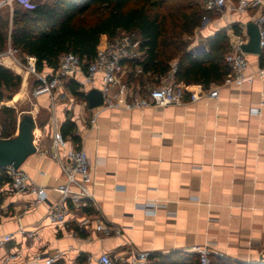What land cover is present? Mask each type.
Returning a JSON list of instances; mask_svg holds the SVG:
<instances>
[{
    "label": "crops",
    "instance_id": "0c3cea01",
    "mask_svg": "<svg viewBox=\"0 0 264 264\" xmlns=\"http://www.w3.org/2000/svg\"><path fill=\"white\" fill-rule=\"evenodd\" d=\"M219 13L221 18L201 24L185 37L189 53H207L209 36L226 29L231 37L232 26L247 19V14L230 9ZM247 58L249 73L264 67V56ZM13 72L21 76V83L9 98L24 102L34 85L28 76L24 80ZM95 85H100L99 74ZM216 85L215 98L201 95L141 109H90L85 99L71 93L67 82L54 92L53 101L44 94L32 95L28 112L35 121L37 151L20 168L45 187L46 197L35 203L32 194L15 192L0 182V237L12 234L8 246L19 250L22 259L58 250L64 264H76L79 255L117 254L128 243L162 255L192 253L193 246H206L209 255L264 262V76L255 75L252 82L239 86L215 83L206 89ZM201 88L189 86L193 92ZM251 107H259V112L252 113ZM52 113L59 128L66 119L74 123L77 141L66 137L85 149L92 175L93 204L70 207L68 221L60 225L51 223L46 213L58 197L53 187L62 182V172L40 153L50 146ZM91 116L94 124L89 123ZM147 203L155 204L153 213L146 211ZM84 219L89 222L82 224ZM98 219L119 233L97 232ZM18 225L35 229V238L19 235Z\"/></svg>",
    "mask_w": 264,
    "mask_h": 264
},
{
    "label": "trees",
    "instance_id": "16d2710c",
    "mask_svg": "<svg viewBox=\"0 0 264 264\" xmlns=\"http://www.w3.org/2000/svg\"><path fill=\"white\" fill-rule=\"evenodd\" d=\"M17 2L8 17H0V22L6 26L5 29L0 27V50L5 48L9 37L11 45L19 49L20 56L35 58L38 72L46 68L55 69L59 57L67 52L78 55L84 68L103 40L112 39L124 31L137 34L140 49L145 53L144 58L135 63L140 66V71L126 75V80L139 85L142 91L147 87V81L159 84L160 79L171 70L172 62L175 63L174 82L185 86L199 85L206 89L210 84L221 83L228 73L224 55L228 51L229 37L223 29L207 38V53L193 55L186 49L185 37L199 27L205 11L196 0H37L29 1L26 6L23 5L24 8L18 7ZM88 14L93 16L90 21L86 20ZM232 27L237 34L238 26L235 24ZM0 63L1 102L6 91L18 89L21 76L13 72H20L18 69ZM67 87L73 95L85 99L78 91V83L69 80ZM16 127L15 108L1 105L0 137L14 136ZM74 127V123L66 119L60 130L64 136L77 141ZM7 181L8 178L2 174L0 182ZM149 257L152 264H199L198 255L194 252L149 253ZM76 260L83 263V255ZM209 260L210 264H248L216 255H209ZM54 264H64V261L59 258Z\"/></svg>",
    "mask_w": 264,
    "mask_h": 264
},
{
    "label": "built area",
    "instance_id": "2783aa9c",
    "mask_svg": "<svg viewBox=\"0 0 264 264\" xmlns=\"http://www.w3.org/2000/svg\"><path fill=\"white\" fill-rule=\"evenodd\" d=\"M21 0H0V9L8 7L10 13L15 2ZM30 1V0H24ZM202 8L207 11L223 12L230 9L236 13L247 14L246 21L238 26L239 32H233L229 38L228 51L224 60L228 66V73L224 76L222 85L239 86L243 83L253 81L255 75L264 76V67H258L255 73H249L248 58L246 52L241 50V45L248 40L246 33L247 21L253 22L258 29L260 56H264V0H201ZM202 23L208 21L204 15ZM200 26V25H199ZM3 55L9 56L20 67L35 75V84L32 88V95H47L50 101L54 100V92L70 79H74L79 85V91L85 96L91 88H97L102 94L103 108L141 109L150 106L164 107L170 104H179L186 100L198 99L201 95L215 98L218 95L217 85L213 89L201 88L197 92L189 89V86L177 84L173 80L175 63L172 62L171 70L160 79L159 84L147 86L144 91L137 84L124 80L126 72H136L135 64L141 61L145 53L140 49V40L135 32H120L112 39L103 40L97 47L95 56L87 65L82 67V60L78 55L67 52L59 57L58 65L48 72H38L35 69V58L31 55H19V49L13 47L8 37L6 46L0 50V58ZM18 55V56H17ZM132 62V64H131ZM1 64V63H0ZM80 74L81 78L76 79ZM100 75V85H95V76ZM263 104V103H262ZM252 113H258L259 107H251ZM95 118L91 116L89 123L94 124ZM51 138L49 149L41 150L42 155H47L55 161L62 172V182L53 187L58 193L55 201L49 203L46 217L51 223L64 224L68 221L67 214L70 207L82 208L93 204V192L91 189L92 175L91 167L85 149L82 146L72 145L64 136L58 126L57 120L52 113ZM36 151L37 147L35 146ZM8 178L10 188L19 193H29L34 196V202L40 203L46 197L44 186L31 181L29 176L20 167L13 168L5 166L0 168V176ZM155 204L147 203L146 211L154 212ZM89 221L84 219L82 224ZM94 229L103 234L119 233L115 227L96 220ZM17 233L26 239H34L35 229H26L18 225ZM12 234H5L0 237V264H54L61 258V252L56 250L52 253L38 251L29 257L22 259L19 250L8 246ZM191 251L198 255L199 264H210L209 251L206 246L195 245ZM83 263L76 264H152L149 252L142 251L127 244L122 252L109 254L100 253L97 257L90 254L83 255Z\"/></svg>",
    "mask_w": 264,
    "mask_h": 264
},
{
    "label": "water",
    "instance_id": "95a60500",
    "mask_svg": "<svg viewBox=\"0 0 264 264\" xmlns=\"http://www.w3.org/2000/svg\"><path fill=\"white\" fill-rule=\"evenodd\" d=\"M246 33L248 35L247 42L241 45V50L248 54L260 55L259 34L257 26L247 21ZM11 97V95L9 96ZM85 102L88 108L98 107L102 103V94L97 88H91L85 95ZM35 121L31 114L24 113L17 122L16 133L10 138L0 137V168L12 166L18 168L24 160L36 151L33 143V128ZM262 261V258H261ZM248 264H255L249 263Z\"/></svg>",
    "mask_w": 264,
    "mask_h": 264
},
{
    "label": "rangeland",
    "instance_id": "374dc122",
    "mask_svg": "<svg viewBox=\"0 0 264 264\" xmlns=\"http://www.w3.org/2000/svg\"><path fill=\"white\" fill-rule=\"evenodd\" d=\"M30 1H37V0H30ZM39 1H43V2H50L51 0H39ZM28 2L29 1H24V0H21V1H18L17 2V6L18 7H21V8H24L27 4H28ZM16 3V2H15ZM13 4V6L14 5H16V4ZM196 3L199 5V7L201 8V9H203L202 8V3H201V0H196ZM23 5H25V6H23ZM12 6V7H13ZM10 13V9L8 8V7H3V8H1L0 9V17H2V18H6V17H8V14ZM11 14V13H10ZM203 15L206 17V18H208V21L210 20H213V19H217V18H221V14L219 13V12H207V11H204V13H203ZM1 19V18H0ZM93 19V16H92V14H88L87 16H86V20L87 21H90V20H92ZM201 23H202V19H201V22H200V25H201ZM8 26H9V28H10V25L8 24ZM0 27L1 28H3V29H5L4 27H6L5 26V24H2L1 22H0ZM224 30H226V29H224ZM230 38V37H229ZM18 56V55H17ZM2 65V64H1ZM6 67V66H5ZM23 70H25V71H27L24 67H21ZM10 69V68H9ZM10 70H12V69H10ZM13 71V70H12ZM28 72V71H27ZM15 73V72H14ZM19 73H21L22 75H23V73L22 72H19ZM26 76H28L29 77V80H30V83L32 84L33 83V85L35 84V82L33 81L34 79H35V75H33L32 73H30V72H28L27 73V75H24L23 76V78H24V80H25V77ZM25 85V81L23 82V86ZM152 85H154V83L152 84V83H150V82H146L145 83V86H152ZM18 89H10V90H8V91H6L5 92V96H4V98H3V100L0 102V106L1 105H7V106H11V107H13V108H15V110H16V112H17V122H18V120H19V118L24 114V113H29L28 112V110H29V108H30V106L32 105V102H34V97L31 95V94H29V97L30 98H27L24 102H13V100H12V98L10 99L9 98V95H13L16 91H17ZM9 100H12V101H9ZM40 117H42L41 115H40ZM16 132V131H15Z\"/></svg>",
    "mask_w": 264,
    "mask_h": 264
},
{
    "label": "bare ground",
    "instance_id": "6f19581e",
    "mask_svg": "<svg viewBox=\"0 0 264 264\" xmlns=\"http://www.w3.org/2000/svg\"><path fill=\"white\" fill-rule=\"evenodd\" d=\"M0 61L1 62H4L16 69H18L20 72L23 73V76L26 75L28 72L23 70L18 64H16L9 56L7 55H3L1 58H0Z\"/></svg>",
    "mask_w": 264,
    "mask_h": 264
}]
</instances>
